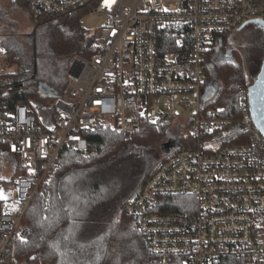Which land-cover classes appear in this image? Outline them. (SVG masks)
I'll use <instances>...</instances> for the list:
<instances>
[{"label": "built area", "instance_id": "2783aa9c", "mask_svg": "<svg viewBox=\"0 0 264 264\" xmlns=\"http://www.w3.org/2000/svg\"><path fill=\"white\" fill-rule=\"evenodd\" d=\"M35 20L82 7L106 16L96 53L76 55L66 94L44 122L6 99L12 53L0 40V264H20L27 212L64 149L86 152L87 131L110 126L131 139L144 123L172 121L182 148L127 203L156 264H264V134L249 87L238 107L203 100L208 54L225 35L264 23V0H26ZM190 111V114H184ZM183 196L180 201L165 197ZM181 207L182 210L178 209Z\"/></svg>", "mask_w": 264, "mask_h": 264}, {"label": "trees", "instance_id": "16d2710c", "mask_svg": "<svg viewBox=\"0 0 264 264\" xmlns=\"http://www.w3.org/2000/svg\"><path fill=\"white\" fill-rule=\"evenodd\" d=\"M13 2V1H12ZM27 9L26 0H16ZM92 6L67 14L31 20L35 31L29 46L15 39L2 41L16 65L15 83L6 92L12 105L27 104L44 122L40 105L52 101L40 96L39 84L46 82L60 95L66 94V73L76 55L89 58L96 53V36L82 23ZM255 25V24H254ZM258 26V25H256ZM236 45L222 37L231 58L214 48L207 56V85L215 87V107L234 111L240 89L253 83L250 71H259L264 58V32ZM219 46V44L217 45ZM172 121L144 123L131 139L110 126L87 131L86 152L64 149L27 212L25 221L32 227L31 238L17 246L18 261L26 264H156L139 220L125 212L127 203L149 178V173H134L126 178V159L136 158L133 150L145 148L167 138L175 152L183 140L172 135ZM167 147L163 145L161 148ZM161 150V149H160ZM157 155V158L160 155ZM180 201L183 196L165 197ZM178 209L182 210L181 207Z\"/></svg>", "mask_w": 264, "mask_h": 264}, {"label": "rangeland", "instance_id": "374dc122", "mask_svg": "<svg viewBox=\"0 0 264 264\" xmlns=\"http://www.w3.org/2000/svg\"><path fill=\"white\" fill-rule=\"evenodd\" d=\"M105 21L106 16L96 12L86 14L82 18L83 25L92 35H99L100 28ZM257 29L258 26L251 25L238 32H234L233 35L229 36V40L232 45H236L239 42H243V39L247 40L248 38H252L257 35ZM34 31L35 23L31 20L28 11H26L22 4H14L12 0H0V40L4 41L12 38L24 46H29V42L31 41L30 36L34 33ZM49 103L50 101L40 105V109L45 110L44 113L46 115H50L52 113L51 109L45 108ZM184 111L185 110H183V112ZM184 114H190V111L184 112ZM173 134H184V132L179 128H176L172 131V135ZM169 142L170 140L167 138L161 139L151 146L146 147L144 153L136 154V158L128 156L126 159V178L131 177L134 173H144L151 170L152 167L158 163L157 155L159 154V150L163 145H166ZM134 152L135 151L133 150V153Z\"/></svg>", "mask_w": 264, "mask_h": 264}, {"label": "water", "instance_id": "95a60500", "mask_svg": "<svg viewBox=\"0 0 264 264\" xmlns=\"http://www.w3.org/2000/svg\"><path fill=\"white\" fill-rule=\"evenodd\" d=\"M12 1L16 2V0ZM249 24L258 25L264 32V23L252 21ZM246 25H244L240 30L244 29ZM39 92L40 96L44 99H55L60 96L59 92L46 82H41L39 84ZM216 94L217 91L215 87L208 86L204 92L203 100L206 102L215 97ZM249 95L253 122L256 127L264 134V58L257 78L249 87ZM134 151L135 154H139L141 152L139 149Z\"/></svg>", "mask_w": 264, "mask_h": 264}, {"label": "flooded vegetation", "instance_id": "af4514ba", "mask_svg": "<svg viewBox=\"0 0 264 264\" xmlns=\"http://www.w3.org/2000/svg\"><path fill=\"white\" fill-rule=\"evenodd\" d=\"M251 25H253L254 26V24H248V25H246L245 27H244V29L245 28H247V27H249V26H251ZM226 44H225V42L224 41H222L220 44H219V46H217L215 49H216V51L217 52H220L221 53V56H223V57H226V58H231V56L232 55H230L228 52H227V49H225L226 48V46H225ZM263 62V61H262ZM261 66H262V64H261ZM261 66H260V69H261ZM260 69H259V71H256V70H251L250 71V77L252 78V80H253V82L255 81V79L257 78V76H258V74H259V72H260ZM171 144V142H169V143H167L166 144V146L167 147H164V148H161V150H160V157H158V163L154 166V167H152V169L154 170L165 158H167L173 151H174V149H173V145L171 146L170 145ZM151 169V170H152ZM153 170L151 171V173L153 172ZM151 173H149V175L151 174Z\"/></svg>", "mask_w": 264, "mask_h": 264}, {"label": "snow or ice", "instance_id": "6c2138e0", "mask_svg": "<svg viewBox=\"0 0 264 264\" xmlns=\"http://www.w3.org/2000/svg\"><path fill=\"white\" fill-rule=\"evenodd\" d=\"M113 2H114V0H113ZM3 198V196H2V194H0V199H2Z\"/></svg>", "mask_w": 264, "mask_h": 264}]
</instances>
